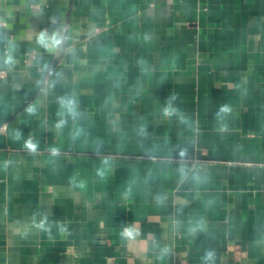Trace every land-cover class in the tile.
<instances>
[{"label":"crops","instance_id":"0c3cea01","mask_svg":"<svg viewBox=\"0 0 264 264\" xmlns=\"http://www.w3.org/2000/svg\"><path fill=\"white\" fill-rule=\"evenodd\" d=\"M0 264H264V0H0Z\"/></svg>","mask_w":264,"mask_h":264},{"label":"clouds","instance_id":"9594fccd","mask_svg":"<svg viewBox=\"0 0 264 264\" xmlns=\"http://www.w3.org/2000/svg\"><path fill=\"white\" fill-rule=\"evenodd\" d=\"M39 41L41 44H44L45 46H47V39L45 37V35L42 33L40 38H39ZM53 44H56L58 45L60 43V40L56 38V36H53L52 37V41H51ZM8 63H11V58H9L8 60ZM61 106L64 110H66L68 113H70L71 115L75 116L76 115V111H75V107H74V102L72 100H67V101H64L62 100L61 101ZM177 109L173 108L171 106V101H169L168 103V106L165 107L163 109V113L165 116H168V117H171L172 115L176 114L177 113ZM221 113H228L230 111V109L227 107V106H223L221 109H220ZM64 124V121L61 120L58 124H57V127H61L62 125ZM222 131L226 130V126L224 128L221 129ZM29 147H34L32 145H29ZM101 175H103V173H100ZM197 179H199V177H197ZM81 187H83V185H81ZM41 228L44 227V223L42 222L40 225H39ZM199 227V225H198ZM61 230L64 231L65 229L63 227H61ZM128 235L130 236L131 233L129 232ZM213 253L212 252H207L204 259L206 261H211L213 259Z\"/></svg>","mask_w":264,"mask_h":264}]
</instances>
